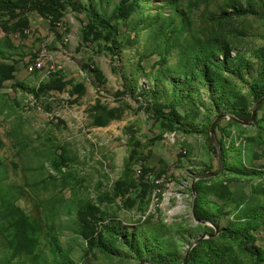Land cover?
I'll return each mask as SVG.
<instances>
[{
	"label": "rangeland",
	"instance_id": "1",
	"mask_svg": "<svg viewBox=\"0 0 264 264\" xmlns=\"http://www.w3.org/2000/svg\"><path fill=\"white\" fill-rule=\"evenodd\" d=\"M120 2L0 0V264H182L216 228L186 264H264V104L217 128L212 225L191 189L264 99V0Z\"/></svg>",
	"mask_w": 264,
	"mask_h": 264
},
{
	"label": "water",
	"instance_id": "2",
	"mask_svg": "<svg viewBox=\"0 0 264 264\" xmlns=\"http://www.w3.org/2000/svg\"><path fill=\"white\" fill-rule=\"evenodd\" d=\"M264 104V99L261 100L260 102H258L256 104V106L254 107V110H253V113H252V117H251V120L249 123H244L238 119H236L235 117L233 116H222L220 118H218L215 123L212 125L211 127V130H210V142H211V145L216 149L217 151V163H218V172L215 173V174H211V175H207V176H202L200 178H198L196 181L193 182L192 184V193H193V207H192V215H193V218L195 220V222L199 223V224H202V225H212L210 222L208 221H202L200 219H198L197 217V206H196V203H197V191H196V184L198 182H201V181H207V180H212V179H216L218 178L222 172L224 171V168H225V165H224V161H223V150H222V146L221 144L219 143L218 139H217V128L219 126V124L224 121V120H230L234 123H237L239 124L240 126L242 127H245V128H250V127H253L255 122H256V119H257V114H258V109ZM218 229L216 228V232L211 235V234H206V235H203L202 237H200L198 240H196L194 242V244L189 248V251L187 252V254L185 255L184 257V261L182 264H186L187 263V260H188V256H189V253L190 251L196 247L199 243H201L202 241L208 239V238H212V237H215L217 234H218Z\"/></svg>",
	"mask_w": 264,
	"mask_h": 264
},
{
	"label": "built area",
	"instance_id": "3",
	"mask_svg": "<svg viewBox=\"0 0 264 264\" xmlns=\"http://www.w3.org/2000/svg\"><path fill=\"white\" fill-rule=\"evenodd\" d=\"M58 30L64 31L65 28L63 27L62 23L57 25ZM65 42H69L68 37L65 38ZM53 60L52 55L47 50H42L38 55H35V59L32 63L27 64L26 66V73L28 75H41V81L48 79L51 75V70L48 67V64L51 63ZM136 174L140 176L142 173L140 170H136Z\"/></svg>",
	"mask_w": 264,
	"mask_h": 264
},
{
	"label": "trees",
	"instance_id": "4",
	"mask_svg": "<svg viewBox=\"0 0 264 264\" xmlns=\"http://www.w3.org/2000/svg\"><path fill=\"white\" fill-rule=\"evenodd\" d=\"M129 1L130 0H121L119 6H118V9H117V18L118 20H122V19H126L128 16H129ZM251 117L252 115H247V114H243L241 115L239 118H236V119H239L240 121L244 122V123H249L250 120H251ZM219 128V127H218ZM208 144H209V150L211 152V154L214 156V157H217V151L216 149L211 145V142H210V136H208ZM222 148H223V161H224V165H225V148L223 146V143H220ZM203 182H198L196 184V191L199 192L200 189H201V185H202ZM197 217L198 219L202 220V221H205V216L197 210Z\"/></svg>",
	"mask_w": 264,
	"mask_h": 264
}]
</instances>
